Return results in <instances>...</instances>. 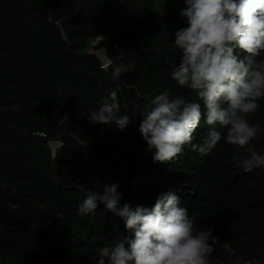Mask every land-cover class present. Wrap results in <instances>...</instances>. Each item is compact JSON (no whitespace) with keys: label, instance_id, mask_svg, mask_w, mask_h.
Returning a JSON list of instances; mask_svg holds the SVG:
<instances>
[{"label":"trees","instance_id":"obj_1","mask_svg":"<svg viewBox=\"0 0 264 264\" xmlns=\"http://www.w3.org/2000/svg\"><path fill=\"white\" fill-rule=\"evenodd\" d=\"M185 6L0 0V264H97L99 247L133 235L103 204L95 216L78 214L79 185L102 194L110 183L118 184L121 206L152 207L168 191L179 196L195 228L212 227L219 239L211 264H264V168L244 173L233 156L248 153L226 144L223 129L208 155L186 146L171 163L153 162L139 131L148 93L197 100L170 78L167 63L182 56L174 33L187 26L179 16ZM104 47L106 67L97 53ZM114 90L131 119L123 131L87 118ZM259 103L250 119L264 130ZM208 130L202 119L193 142ZM250 146L264 152V131ZM225 242L235 250L231 259Z\"/></svg>","mask_w":264,"mask_h":264},{"label":"clouds","instance_id":"obj_2","mask_svg":"<svg viewBox=\"0 0 264 264\" xmlns=\"http://www.w3.org/2000/svg\"><path fill=\"white\" fill-rule=\"evenodd\" d=\"M184 2L179 16L187 26L174 33L175 48L182 56L178 64L167 63L170 78L195 93L197 100L173 97L169 90L148 93L139 124L147 150H154L153 162L160 163L178 159L186 146L206 156L222 139L218 129H223L226 144L248 153L243 158L233 156L244 173L264 168V152L250 146L264 131L250 119L264 99V0ZM122 71L116 67L112 77L118 80ZM87 118L92 124L120 131L131 123L127 111H121L115 90ZM202 119L209 130L197 144L193 141ZM79 186L85 193L78 204L79 215L95 216L103 204L105 212L123 219L133 233L126 242L99 247L97 264H211L219 239L212 235V227L195 228L188 208L180 206L174 192L160 194L152 207H133L130 203L121 206L117 183L103 185L102 194ZM221 248L229 259L235 255L228 242Z\"/></svg>","mask_w":264,"mask_h":264},{"label":"built area","instance_id":"obj_3","mask_svg":"<svg viewBox=\"0 0 264 264\" xmlns=\"http://www.w3.org/2000/svg\"><path fill=\"white\" fill-rule=\"evenodd\" d=\"M106 38H108V37H106ZM100 39L101 38H98V39L96 38L94 43H96ZM105 49H106V47H104V49H102V50H99V51H103V55H100V57H101L102 64H103L104 67H106L108 65V60L104 56L105 55V51H104ZM35 134L40 135V136H45L46 135L44 132H40V131L35 132ZM52 142H54V141H52Z\"/></svg>","mask_w":264,"mask_h":264},{"label":"rangeland","instance_id":"obj_4","mask_svg":"<svg viewBox=\"0 0 264 264\" xmlns=\"http://www.w3.org/2000/svg\"><path fill=\"white\" fill-rule=\"evenodd\" d=\"M94 42H95V40H92V41H91V44H92V45L95 44ZM91 48H92V47H91ZM91 48L88 49L89 52L92 51ZM97 53L99 54V56H100V55H103V51H98ZM57 144H58L57 141L51 142V145H50V146H51V148H52L53 151H55V149L57 148Z\"/></svg>","mask_w":264,"mask_h":264}]
</instances>
